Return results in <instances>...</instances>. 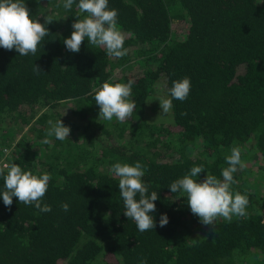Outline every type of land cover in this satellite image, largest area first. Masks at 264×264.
I'll list each match as a JSON object with an SVG mask.
<instances>
[{"label": "trees", "instance_id": "trees-1", "mask_svg": "<svg viewBox=\"0 0 264 264\" xmlns=\"http://www.w3.org/2000/svg\"><path fill=\"white\" fill-rule=\"evenodd\" d=\"M24 2L50 35L35 55L0 48V123L10 116L17 131H29L0 135V149L11 146L8 163L24 171L50 174L42 204L52 210L0 199V264H264V0H108L125 35L119 59L86 39L78 53L65 48L84 15L75 4ZM163 74L167 98L174 80L190 78L191 89L151 122L146 100ZM129 80L131 119H98L93 89ZM58 119L71 129L68 140L42 143L48 121ZM233 146L245 167L231 188L247 196V215L218 218L213 229L169 186L201 165L197 182L207 173L222 179ZM116 162L146 166L142 181L159 197L153 230L139 232L123 215L110 172Z\"/></svg>", "mask_w": 264, "mask_h": 264}, {"label": "clouds", "instance_id": "clouds-1", "mask_svg": "<svg viewBox=\"0 0 264 264\" xmlns=\"http://www.w3.org/2000/svg\"><path fill=\"white\" fill-rule=\"evenodd\" d=\"M76 5L82 18L77 17L71 25L72 32L69 38L63 40L65 48L71 53H78L82 43L87 40L92 46L106 50L109 57L122 58L127 55L125 49V35L117 23L118 11L109 9L108 0H64L63 8L71 10ZM49 20L47 24L51 23ZM50 35L45 23L33 19L24 0H0V48L15 50L21 56L35 55L41 42ZM36 74L43 73L39 65H34ZM133 81L127 83L103 82L94 88L95 105L99 107L98 119L124 123L129 121L136 110V103L130 99L132 96ZM191 89L190 78L184 77L174 80L168 89L169 97L159 99L160 110L167 113L171 110L173 99L184 101ZM65 114V113H64ZM46 138L41 142L50 143V137L59 141L68 140L71 129L65 126L61 119L55 122L49 120ZM5 153L7 149H4ZM228 167L221 170L222 179L212 174H206L201 182H197L200 173L205 172L204 167L194 166L182 178L173 181L169 190L179 193L187 199V205L193 215L199 218L203 225H212L223 218L231 222L233 216L246 217V208L249 203L246 195L233 192L231 186L237 183L233 174L245 167L241 159V148L233 146L230 155L225 157ZM146 166L140 162L134 165L116 162L110 167V172L118 178L119 194L123 201L125 211L123 215L135 222L139 232L153 230L156 227L152 213L156 211L155 201L158 200L157 191L149 193L148 186L143 183ZM0 177L4 182V190L0 192V199L5 207L13 203V197L24 205H33L39 212H51V206L42 204L45 196L50 174H33L24 171L16 163L0 164ZM63 211L69 210V205H61ZM166 214H161L159 226L168 223ZM195 243L196 241L193 240ZM146 264V262H145Z\"/></svg>", "mask_w": 264, "mask_h": 264}, {"label": "rangeland", "instance_id": "rangeland-1", "mask_svg": "<svg viewBox=\"0 0 264 264\" xmlns=\"http://www.w3.org/2000/svg\"><path fill=\"white\" fill-rule=\"evenodd\" d=\"M167 88L168 85H167L166 75L163 74L162 76H160L158 82L155 84L152 94L146 100L147 110L150 114L149 120L151 122H158L160 119H162V117L159 116L158 114L162 111L160 110L159 107V99L161 97H167V91H166ZM62 108H64L65 111L63 112L65 113L63 116H67L68 114L67 107H62ZM10 120H11L10 116H6L4 119H2L0 123V135L7 134L9 136L14 134L16 135V137L20 138L24 134V132H26L27 135L29 136V131L27 132V128H23L21 131H17L19 127L14 126ZM2 128H7V129L4 132L1 131Z\"/></svg>", "mask_w": 264, "mask_h": 264}, {"label": "built area", "instance_id": "built-area-1", "mask_svg": "<svg viewBox=\"0 0 264 264\" xmlns=\"http://www.w3.org/2000/svg\"><path fill=\"white\" fill-rule=\"evenodd\" d=\"M4 149H7L5 153ZM11 150V146H4L0 149V164L8 163V157Z\"/></svg>", "mask_w": 264, "mask_h": 264}]
</instances>
